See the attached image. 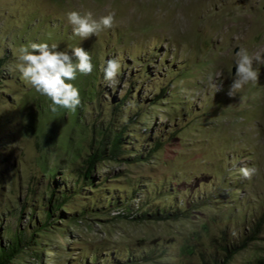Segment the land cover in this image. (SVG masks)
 Returning <instances> with one entry per match:
<instances>
[{
    "label": "rangeland",
    "instance_id": "rangeland-1",
    "mask_svg": "<svg viewBox=\"0 0 264 264\" xmlns=\"http://www.w3.org/2000/svg\"><path fill=\"white\" fill-rule=\"evenodd\" d=\"M69 10L116 26L81 40ZM31 42L91 55L74 112L21 78ZM240 47L264 0H0V264H264V65L228 96Z\"/></svg>",
    "mask_w": 264,
    "mask_h": 264
},
{
    "label": "clouds",
    "instance_id": "clouds-1",
    "mask_svg": "<svg viewBox=\"0 0 264 264\" xmlns=\"http://www.w3.org/2000/svg\"><path fill=\"white\" fill-rule=\"evenodd\" d=\"M65 19L71 27L72 35L81 40L116 26L115 13L112 11L95 18L90 11L69 10L65 13ZM17 60V71L23 81L51 101L50 108L53 112L58 107L73 112L77 109L81 103L80 93L71 81L76 79L78 72L88 75L93 71L92 57L87 50L82 46L59 50L56 44L50 46L46 42H31L18 48ZM254 63L257 67H254ZM233 64L235 71L227 92L230 97L240 93L249 84H257L259 65H264V47L251 53L247 48L240 47L235 52ZM101 71L104 81L111 85L117 82L121 63L116 58H107ZM221 76L222 73H216L209 74L207 78L214 93L220 90V85L215 81ZM239 172L243 178L251 179L257 169L242 166Z\"/></svg>",
    "mask_w": 264,
    "mask_h": 264
},
{
    "label": "trees",
    "instance_id": "trees-1",
    "mask_svg": "<svg viewBox=\"0 0 264 264\" xmlns=\"http://www.w3.org/2000/svg\"><path fill=\"white\" fill-rule=\"evenodd\" d=\"M97 154H94V156H96ZM93 161H94V157H90V159H89V164H92L93 163Z\"/></svg>",
    "mask_w": 264,
    "mask_h": 264
}]
</instances>
